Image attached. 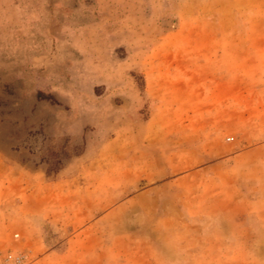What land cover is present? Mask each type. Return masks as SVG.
Wrapping results in <instances>:
<instances>
[{
  "label": "rangeland",
  "instance_id": "obj_1",
  "mask_svg": "<svg viewBox=\"0 0 264 264\" xmlns=\"http://www.w3.org/2000/svg\"><path fill=\"white\" fill-rule=\"evenodd\" d=\"M60 1L0 0V264H264V0Z\"/></svg>",
  "mask_w": 264,
  "mask_h": 264
},
{
  "label": "crops",
  "instance_id": "obj_2",
  "mask_svg": "<svg viewBox=\"0 0 264 264\" xmlns=\"http://www.w3.org/2000/svg\"><path fill=\"white\" fill-rule=\"evenodd\" d=\"M49 2H52V5H54L55 3L56 5H58V7L56 8L55 5L53 6V12L55 11V9L57 11H60V0H49ZM206 19H209L208 16L206 17ZM196 31V39L198 42L195 43L189 41L188 39L186 44L182 45L183 48L181 57L182 75L180 82L182 85V89H184L183 91H186L191 96H194L192 95L194 94V92H201L205 90L202 87V84L209 82L213 84L221 82L222 79L219 75H211L205 73L204 67L208 62L205 63L206 49L204 48V44L206 43L207 39H209V35L207 33L209 31H207V29H205L204 31L197 29ZM202 33L204 34L201 38ZM202 41L204 43H201ZM36 175L39 178L40 184L39 188L37 187L36 189V191L38 192L34 191L35 193H30V196L32 194H36V199L35 201L33 200L34 202H32L30 209L38 213L39 215L44 216L50 222L55 223V219L58 217L57 211H60L62 204H64L62 203V199L64 198V201H68V204L71 205V201L73 199L72 193L74 194V190H72L70 186H68V188H66V186H61V183L64 182L63 180L65 178L70 179L71 176L61 177L60 174H58L56 179L46 180V174L44 172L36 173ZM61 194H64V196L66 197L62 198ZM70 209L71 208L69 207V210ZM52 255L63 256L66 255V253L55 252ZM92 258V256H89L87 258L89 260L85 264H102V261L100 263H94V261H92ZM40 260L42 262L43 258H40ZM69 264H75V261Z\"/></svg>",
  "mask_w": 264,
  "mask_h": 264
},
{
  "label": "built area",
  "instance_id": "obj_3",
  "mask_svg": "<svg viewBox=\"0 0 264 264\" xmlns=\"http://www.w3.org/2000/svg\"><path fill=\"white\" fill-rule=\"evenodd\" d=\"M11 258H12V257L9 256V259H11ZM1 259H2V258L0 257V261H1ZM22 260H23V257H22V256L16 258V261H17L18 263H21Z\"/></svg>",
  "mask_w": 264,
  "mask_h": 264
}]
</instances>
